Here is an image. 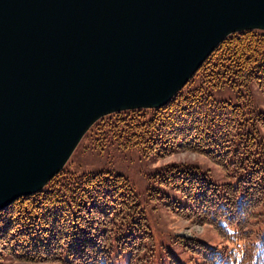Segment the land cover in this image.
<instances>
[{"label": "trees", "instance_id": "1", "mask_svg": "<svg viewBox=\"0 0 264 264\" xmlns=\"http://www.w3.org/2000/svg\"><path fill=\"white\" fill-rule=\"evenodd\" d=\"M250 81L264 91V31L258 29L226 36L165 105L105 115L82 137H89L90 150L99 153L136 148L145 156H159L192 150L232 176L240 173L235 182L216 183L197 166L171 163L151 175H158L161 185L151 186L143 203L122 174L63 167L41 190L0 210V264L6 257L154 264L146 207L212 224L232 244L217 249L175 234L173 244L201 259L195 264H264V221L258 218L264 208V115L246 109L247 102L212 94L225 83L234 88ZM168 255L167 264H181L170 250Z\"/></svg>", "mask_w": 264, "mask_h": 264}, {"label": "water", "instance_id": "2", "mask_svg": "<svg viewBox=\"0 0 264 264\" xmlns=\"http://www.w3.org/2000/svg\"><path fill=\"white\" fill-rule=\"evenodd\" d=\"M264 0H0V210L41 190L99 118L165 105Z\"/></svg>", "mask_w": 264, "mask_h": 264}, {"label": "rangeland", "instance_id": "3", "mask_svg": "<svg viewBox=\"0 0 264 264\" xmlns=\"http://www.w3.org/2000/svg\"><path fill=\"white\" fill-rule=\"evenodd\" d=\"M212 94L215 98L221 100L238 101L239 103L247 102L246 109L251 108L264 115V91L254 81L248 82L247 85L240 84L234 88L230 83H225L223 86L213 89ZM260 130L264 139V126L262 124H260ZM89 146H91L89 137L81 138L65 163L64 168L74 172L106 169L122 174L127 177L143 203L148 198V189L157 184L161 185L157 181L158 175H155V177L151 175L167 164L185 163L194 165V167L197 166L201 171L208 173L210 179L216 183L235 182L237 176L240 175L238 173L236 176H232L229 170H225L222 166L212 162L207 156L192 150L176 149L169 154L145 156L136 148L126 150L111 148L99 153L90 150ZM148 201L152 203L153 199L149 197ZM147 205L149 206V204ZM149 208L146 207L147 211L145 213L154 237V248L157 256L154 264H167L169 262V250L181 264L201 262V259L196 254L187 251L184 246L172 243L175 234L186 238L196 237L203 243L217 249L222 248L224 245L232 247L230 241L223 238L212 224H204L199 221H192L186 217H179L162 207L156 210H150ZM259 210L263 211V216H258L259 220H262L261 224H263L264 208L260 207ZM3 259L2 264H62L58 260L24 261L8 257ZM141 262L137 264H142ZM120 264L126 263L120 262ZM145 264H149V262Z\"/></svg>", "mask_w": 264, "mask_h": 264}]
</instances>
